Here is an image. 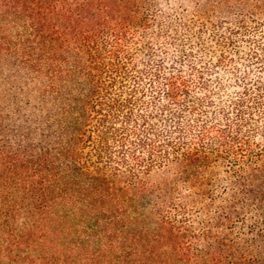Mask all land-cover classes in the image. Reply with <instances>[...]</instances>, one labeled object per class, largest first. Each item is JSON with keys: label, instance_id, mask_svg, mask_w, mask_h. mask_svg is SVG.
<instances>
[{"label": "trees", "instance_id": "16d2710c", "mask_svg": "<svg viewBox=\"0 0 264 264\" xmlns=\"http://www.w3.org/2000/svg\"><path fill=\"white\" fill-rule=\"evenodd\" d=\"M0 264H264V0H0Z\"/></svg>", "mask_w": 264, "mask_h": 264}]
</instances>
